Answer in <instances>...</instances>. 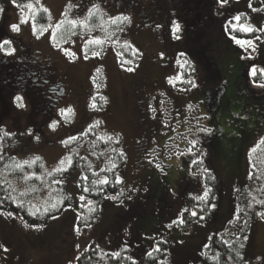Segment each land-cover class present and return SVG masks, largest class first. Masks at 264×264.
Wrapping results in <instances>:
<instances>
[{
    "label": "rangeland",
    "instance_id": "374dc122",
    "mask_svg": "<svg viewBox=\"0 0 264 264\" xmlns=\"http://www.w3.org/2000/svg\"><path fill=\"white\" fill-rule=\"evenodd\" d=\"M230 1L232 6L238 5L237 7L240 8H246L249 4V0ZM63 2L64 0H33L29 3L37 7L42 5L48 10L49 21L45 25L47 26L62 20L61 16H58ZM1 9L0 34L3 38H10L9 46L14 49L13 53L18 52V46L14 44L16 41L8 36L6 30L9 35L21 36L23 41L29 42L33 49L38 50L35 51L38 56L52 59L56 63L57 72L70 82L76 81L81 92L78 98L77 95H73L74 93H70L53 105H50L49 101L43 102L41 105L43 110H41L46 117V123L58 120L60 124L52 129L48 127L49 124L45 123L42 125L44 132L40 133L38 131L41 125L27 123L25 120L28 107L23 96L0 89V134L8 133L19 140L18 144L10 143L6 149L15 155L16 165H22L21 176L9 177L11 190H15L19 198L26 200L29 207L38 209L41 205L46 207L51 201L57 199L58 188L55 190L54 187L64 184L67 195L72 197L71 204L73 205L71 209L63 210L57 215V219L50 220L38 230L31 227L24 228L13 217L5 219L1 217L0 251L6 246L14 250L13 253L17 255L15 258L23 259L10 264H26V260L29 264H64L76 248V244L73 246L72 243L83 242V240L78 241L80 236L85 234L88 237L98 238L100 237L98 231L110 228V224L117 218L128 225H135L136 222L140 229L139 250L138 246L134 245V247H137L135 258L141 262L146 261L147 254L160 242H166L168 246L163 259L168 262L164 263L162 258H157L149 264H204L205 245H207L210 233L218 231L223 238L229 237L230 242L236 245L244 244L242 251L247 264H264V217L256 215L257 212H264V205L253 201V197L264 200V194L259 191V186L250 176L251 161L248 158L249 151L264 134V113L263 118L258 120V112L255 111L256 109L264 111V87L259 86L264 83H256L253 77H249V72L245 74L248 65L245 51L250 53L253 48L244 49L237 45L230 36L226 37L223 33L214 42V53L211 56L220 70L222 80L221 84L217 76L209 80H213L220 88L217 95L219 100L215 103L218 106L213 105V108H221L223 116L216 112L207 119L203 112V110H208L204 102L187 99L178 117V115H173L177 111L174 99L159 95L161 100L153 102L146 98L149 113L154 115L152 122L160 121V127H158L152 144L150 143L151 145L146 148L140 142L144 134L138 137V142L135 140L132 105L124 94L125 88H129L131 74L119 71V69L124 70L131 67L130 64L122 67L121 61L132 60L133 64H136L141 58L138 56L136 61L131 55L125 56L120 52L121 43L129 42V38L126 37L131 36L128 29L119 34L118 38L111 37L109 40L108 33L118 31L113 24V31L103 25L104 20L102 19H107V16L103 15L102 19L97 18L96 22L84 21L88 26V32L96 29L97 26L108 32L90 34L91 37L99 38L105 43L91 46L88 52L89 59L85 60L81 47L83 40L89 38L90 35L68 36L58 48L49 39L50 29L43 34L34 33L31 21L27 24L22 23L28 16V9L25 6L7 3L2 4ZM248 9L249 14L248 12L246 14L252 15V8L248 7ZM238 10H234L236 14L241 13ZM69 13V18L73 19L75 17L73 7ZM11 24H18L20 31L18 33L10 31L9 25ZM220 27L223 30L225 26ZM150 33V30L145 31L143 33L145 37L141 35L142 38L139 39L145 56L148 53L146 35L151 36ZM112 40L115 41L114 44ZM157 40L155 38L152 40L153 48L158 46ZM63 48L70 49V52H75L76 55L65 54ZM92 51H98L101 55L92 57ZM262 70L261 68L260 71ZM153 71L156 72L157 69L153 67ZM185 71L187 73L185 76L182 75L183 78H176V76L168 87L178 95L180 91L184 93V90L186 91L189 87L188 98H195L207 80L203 78L201 81L195 69L193 71V66H187ZM185 80H191L196 86L193 87L192 83L186 87L181 85ZM182 98L187 97L182 96ZM93 103L96 105L95 108L92 107ZM51 111L56 112L55 118L51 117ZM65 116L68 117L67 121L64 119ZM171 119H177L174 126ZM93 120H96V123L94 121L92 124L93 130L84 132V136L80 135L81 130L87 129ZM208 125L215 129L213 137V146L216 148L214 150L216 155L213 158L215 176L222 181L224 190L217 200L215 210L206 219L200 221L190 215L193 209L196 211V207L191 203L194 199L189 200L188 197L200 195L203 192V186L202 188L197 186L196 190L190 187L185 191H178L179 185L186 187L188 180L182 177H185L187 165L192 160L196 149H193L189 155L180 154L187 153L192 139L198 140L199 131L197 130L208 127ZM216 125L217 128L214 127ZM137 127L141 129L139 124ZM29 129L32 130V135H29ZM116 132L123 135H120L121 142L117 147L123 151L126 159L119 173L123 193L121 196L112 193L102 201L99 216L94 223L96 224L95 231L92 232L89 230L90 227L82 224L78 227L79 232H76L74 231V225L77 226L75 217L78 215L76 185L83 171V159H86L91 167H96V171L102 169L106 156L96 155L93 148L94 141L98 137H102L103 140L114 137ZM68 135H76L78 139L70 145H62L60 141L66 139ZM34 136H39V141H36ZM1 143L0 138V150ZM68 154L73 156L72 167L68 168L67 164L64 165L68 168V174L60 175L53 172L52 176H48L47 173L57 167L59 160L66 158ZM37 158L40 159L41 170H36L31 163H24L38 160ZM194 159H199V157L195 155ZM54 180H62L63 183L56 184L53 183ZM175 200L178 202L176 203ZM249 202L253 203L251 208L247 206ZM185 206H188V212L183 214ZM181 214L185 221L183 225L175 224L165 227L172 220L181 218ZM124 227L121 226L120 229ZM241 228L243 231H240ZM120 229L117 235L119 234L121 241H125L129 233ZM104 233L105 231L101 233L102 236ZM245 236L247 239H244ZM257 257L260 259L258 260ZM0 263L2 264V261Z\"/></svg>",
    "mask_w": 264,
    "mask_h": 264
},
{
    "label": "trees",
    "instance_id": "16d2710c",
    "mask_svg": "<svg viewBox=\"0 0 264 264\" xmlns=\"http://www.w3.org/2000/svg\"><path fill=\"white\" fill-rule=\"evenodd\" d=\"M13 2V0H5V3L7 2ZM29 1L31 0H15L16 4L19 5H23L25 6V4H27ZM207 2L210 0H206ZM219 1V0H218ZM264 0H249L248 3H251V8H252V15H248V6L246 5L245 7H237L238 5L232 6L231 1L227 0V3H221L222 5H226V8L224 7L223 9L226 11H229L231 13V15H229V20L225 21L224 24L221 23L220 18H224V16H215L214 14L212 15L213 18L216 22L215 23H211L210 26H203L204 29L206 30L205 32H209V38H206V36L204 37L203 43H207L210 40V47H206L203 50V55L206 56L207 58L212 55V53H214V49H213V45L214 42H216L218 40V38H220V34L222 35L225 34L226 37L230 36H235L237 39H251L254 40V45L252 47H244V49L247 48H253L252 52H247L245 51V57L247 59V68H246V73L249 72V68L253 65L256 66V75L254 78V81L256 83H260L263 84L264 83V74H262V71H260V69L262 68L264 70V31H253L251 33H244L239 29L238 23L237 21H235L234 19H232L234 16H236V12L234 11L235 9H239L238 11H240V21L239 24H250L252 25L255 29H260L262 27H264ZM247 3V1H246ZM219 4V5H220ZM243 4V2H242ZM244 6V5H241ZM253 8L257 9V11H253ZM219 11L223 10L222 8L218 7ZM248 9V10H247ZM200 10V9H199ZM198 11V10H197ZM234 11V12H233ZM250 11V10H249ZM246 12H248V14H246ZM220 13V12H219ZM251 14V13H250ZM97 17L93 16L90 17L88 20H85L87 22H96ZM49 21V17H48V12L44 13L41 12L39 13V15L36 18V23L37 25H46ZM84 21V20H83ZM98 21V20H97ZM206 21H209V19H206ZM232 27H231V25ZM92 24V23H91ZM103 25L106 28H110V31L112 30V23L111 21H103ZM221 25H224L225 27H223V30L221 29ZM233 25H236L235 29L233 28ZM68 25H64L61 29H59L58 31L60 33L65 32V30L68 28ZM108 28V29H109ZM227 28V30H225ZM223 31V32H222ZM103 33L105 34L108 33L106 30H104L103 28L98 26L96 27V29L88 32V30L84 31L82 29H79L77 27L76 29V35H81V33H83V35H90L91 33ZM114 32V34H113ZM110 32L108 34H111V37H115L118 38L117 32L113 31ZM82 35V36H83ZM187 35V34H186ZM185 35V36H186ZM91 36V35H90ZM260 37L259 40L256 39V37ZM191 38L194 39L193 37V33L188 32V36L184 37L182 40L176 41L173 45V51H177L180 50L181 53H184V56H180L182 59L186 57V52L187 50H190L192 47V41ZM203 38V37H202ZM121 47H120V52L122 54H124L125 56H132L134 55V52L131 48L125 49L124 45L126 44V42L124 41V43H121ZM196 44V43H195ZM196 51V50H195ZM189 54V53H188ZM197 54V53H196ZM190 55V54H189ZM208 58V59H209ZM183 60H186L183 59ZM213 62V68L212 70H216L217 72V79L220 80V84H221V74H220V70L217 66V64L215 63V61ZM47 66V65H46ZM49 68L50 71H52V73H54L53 69L55 68L52 64L47 66ZM196 69H198V76L200 77V80L203 81V78L207 81H205V84L203 85V89L205 87H211L213 86V88L217 87V90L220 92V88L219 86H216V84L213 82V80H209L211 78H209L206 73V71H204L201 67L197 66ZM15 71V73L17 72V69L12 68L11 65H6V64H2L0 65V87H2L1 90L6 91L7 93H12L14 92L15 88L14 86L10 83V81L8 80V78L10 77V75ZM22 71V70H20ZM182 74L180 75V77L183 78V74L184 76L186 75L187 71H185V69L183 70V72H181ZM49 74V72L47 73ZM185 82H187L185 80ZM182 85V84H181ZM185 85V84H184ZM187 85H185L186 87ZM201 88V89H202ZM2 92V91H1ZM212 96H214V94H212ZM183 97H187L185 99H189V100H196L199 101L201 100L202 102H204L206 108L208 106V110H203L204 115H206V118L208 119L210 117V115L212 113H219L221 116L224 115L223 111L221 110V108H213L214 106H218L217 104L215 105V103L219 100L217 97H214V99L210 100V96L209 97H205L203 95H200V91L197 93L195 98H188V94H186ZM205 97V99H204ZM208 103H210V105H208ZM259 107V106H258ZM257 108V107H256ZM213 109V110H212ZM255 111L258 112L257 114V119L260 120L261 118H263V113L264 111H259V109H256ZM154 116V115H153ZM153 116L150 115L149 110L147 111H142L140 110L139 113L136 112L135 115H133V119H132V123L134 124L135 128V133L140 137L141 134H144V137L141 138V141L143 144L144 142H149L148 146L146 148L149 147V145L152 144L153 138H155V134L156 132H153L152 127V119ZM209 121V120H208ZM137 124L141 125V129L139 130V128L137 127ZM208 124V123H205ZM215 128H217V125L214 126ZM208 128H212L211 126L208 125ZM213 129V128H212ZM215 130V129H213ZM245 130V129H244ZM44 132V129H43ZM215 135V133H214ZM84 136V135H83ZM213 137V136H212ZM212 137H210V139L212 140ZM0 138L2 140L1 143V150H0V156H3L4 159L0 160V197H3L2 202H0V218H7L9 216L6 215V213L8 212H12L13 215L11 217L15 218L17 220V222H19L21 225L24 226L25 223L28 224H43L44 226L46 224H48L50 222V218H48V216H44L43 218L37 214L36 216H32L30 215L31 212H35L37 209L36 208H31L29 207V204L26 200L19 198L17 195V192L15 190H11L10 188V179L9 177L13 176H21L22 175V171L21 168H16L15 165L17 163V161H15V155H13L12 153H9L6 149V147L12 143V144H18L19 140H16V136L14 135H4V133L0 134ZM148 138V139H147ZM144 139V142H143ZM137 142L138 139L136 138ZM135 141V140H134ZM198 141H200V138H198ZM15 142V143H13ZM151 143V144H150ZM109 142L106 141V139H96V141H94V152L96 153V155H98V157L101 156H106V160L103 163V167L100 170L96 171V167H91V165L88 163V161L86 159H83V171L82 174L80 175V177L82 175L87 176L88 180L87 181H83L80 179V177L78 178L77 183H80V187L77 188L78 191V196L79 195H84L86 197V200L84 202H81L78 200V215H81L82 217L86 218V219H81V220H76L77 226H81L82 224H86V225H91L89 230L95 231V226L94 225L97 217L99 216L100 213V204L102 203V201L106 200L110 194L115 193L118 196H121L123 193V188H122V182L121 183H116L115 179L116 176L119 175V173H121L123 166L126 162L125 159V154L123 153V151H121L120 149L117 148V144L113 143V148L111 150H106L105 148L108 147ZM212 144L214 145V141L212 142ZM137 146L138 143H137ZM113 149H115L116 151H113ZM138 150V149H137ZM216 150V148L214 146L211 147V152L207 155L204 156L203 154L199 157V159L197 160H202L203 163L200 164H196L195 167H193L192 172L194 173H198V169L199 171L203 172L204 168L209 169L208 173H203L202 178L204 179V183L208 184L209 187L212 188V192L209 194L208 197V203H205L204 201H198V200H193L191 203L196 207V211H197V216L196 219L199 218V216H204L205 219L212 213V211H214L215 209H209V204H216L218 198H220L223 194V184L221 180H218L217 177L215 176V166H214V161L213 158L216 155V152L214 151ZM123 153V157L120 156V153ZM249 161H251V167H250V171H251V177L254 178V181L257 183V185L259 186V191L264 194V134L260 136V138L255 142V146L252 150L249 151ZM192 159H194V157H192ZM36 160V159H35ZM115 163L117 165L116 168L112 169V164ZM33 166H35L36 170H41V164H40V159L36 160V164H34ZM26 168V165H25ZM109 169H112L111 171H108ZM93 173H95L96 175H93ZM6 174V175H4ZM60 175H67L68 171H66L65 173H59ZM104 177H108V179L110 181H112V183L108 184V185H93L91 182L93 180H100L103 179ZM209 177H214V179H211ZM50 182V180H49ZM205 185V184H204ZM87 186L90 188V191L88 192H83V188ZM52 189L53 187L50 186ZM103 188V191H99L98 189ZM55 190L57 189L58 192V198L61 196H68L65 188H64V184L59 185V187H54ZM187 187H182V186H178V191H185ZM8 194H10L14 199H15V203H13V200L8 199L7 196ZM23 194V193H21ZM202 194V193H201ZM200 194V195H201ZM188 199H193L192 196H189ZM88 200H92L95 203L92 205H89L87 203ZM20 202H23L24 207H20L19 204ZM175 202L177 203L178 200H175ZM71 204V200H66L65 204L62 206L61 210L58 212H54L52 213V215H59L65 208H67V205ZM84 204V207H81L80 205ZM174 205V202L172 203V206ZM89 208H94V211L89 212L88 209ZM40 210V212H43L44 207L41 205L40 208H38ZM188 209V208H187ZM137 211V210H136ZM122 213V212H120ZM186 212H183V214H185ZM121 214H119L120 216ZM123 221L120 219H116L114 220L111 224H110V228H104V229H100L98 231V234H100V237H93V236H87V235H82L80 236L78 241L83 240V242H77V243H72V245L76 246V248L74 249V251L72 252V255L69 256L66 260L64 264H69V261L71 262V264H133V261L135 262V264H149L154 262L157 258H164L166 255V248H167V243L166 242H160L159 247H160V251H155V249H152L151 256H149L147 254L146 256V261L141 262L139 259L135 258L137 257L135 254V246H138V242H139V232L140 229L138 228L136 222L135 225L133 224H122ZM94 225V227H92ZM121 226H125L124 228L120 229ZM25 228V227H24ZM30 228V227H29ZM120 230H123L126 233H129L128 236H126L125 241H121L120 237L117 235V233ZM104 235L102 236V232H104ZM20 232L22 233V231L20 230ZM91 232V233H92ZM95 235V234H94ZM138 235V236H137ZM110 236V238L108 237ZM231 238V237H230ZM240 243V242H239ZM77 245H79V247H77ZM208 247H206L205 249V254L203 256V261L204 264H237V261L235 259V253L233 251V248H238L239 245L230 242L229 237L227 239L223 238L221 236V233H219L218 231H212L210 233V236L208 238V242H207ZM5 249H7V251H5ZM138 250H139V246H138ZM14 251V250H13ZM11 248H7L5 246V248H2V250L0 251V261H2V264H10L13 263L14 261H19V259L22 261L23 259L20 258H15V255L13 253ZM241 252V256L243 257V260H245L244 255H243V251L242 249H240ZM118 255H115L117 254ZM115 255V258H113ZM25 262V261H23ZM162 262L167 263L168 261L166 259H163ZM1 264V263H0ZM26 264H29V261L26 260Z\"/></svg>",
    "mask_w": 264,
    "mask_h": 264
},
{
    "label": "flooded vegetation",
    "instance_id": "af4514ba",
    "mask_svg": "<svg viewBox=\"0 0 264 264\" xmlns=\"http://www.w3.org/2000/svg\"><path fill=\"white\" fill-rule=\"evenodd\" d=\"M7 3L13 2L11 1ZM7 3H5V0H0V9L2 4ZM219 4L218 0H210L208 2L206 0H64L60 6L58 17L61 16V19H64L61 14L66 13L69 18V5H72L73 7V14L75 16L73 19H79L81 21L88 20L93 16L102 19V16L104 15L108 18L102 20L107 22L111 21V18L116 16H127L129 20L123 22L121 25L124 29L122 32H125L128 29L129 34L131 35L126 36L129 38V42L126 44L131 45L130 48L132 50L134 49L140 53L139 54L136 51L134 52V55H132L134 60L137 61L138 56H141L139 62L136 64H133V61L131 60L130 65L133 68V71L128 72L125 69H119V71L131 74L128 83L129 88H125L124 94L125 97L128 98V102L132 105V113L135 115L136 112L139 113L140 110L144 112L149 109L146 104V98L153 102H159L161 100L159 99V95H163L166 96V98L175 100L177 111L173 115H178L179 117L187 100L182 98V96L188 94L190 88H187V93L185 90L184 93L180 91V96L177 93H173L168 87V80H173L176 76V78H179L182 74L181 72L187 67L185 66L184 68H181L176 63L178 53H181V51H173V45L176 41L182 40L184 37L188 36V32L193 33L194 39L191 38L192 47L190 50L186 51L190 55L186 53V60L189 62L190 66H193V69H195L197 73L198 69H196V67L199 66L206 71L209 78L217 76L216 70H212V61H214L213 57L210 56L208 59L203 55V50L206 47H210L211 40L208 35L209 32H205L206 30L203 26H210L211 23L216 22L212 19L213 14L215 16L225 15L224 18H220L222 24L229 20V15H231V13L223 9L224 7L226 8V5ZM78 6H81L83 10L77 11ZM35 7L43 8L42 5ZM218 7L223 10L219 11ZM89 10H91L94 15L89 16ZM69 19H72V17ZM206 19H209V21H206ZM173 21H177L181 26L180 32L177 33L180 37L179 39H175L171 32V24ZM157 25H160L161 27H157ZM148 30H150L151 36L146 35L148 39V53L145 56L144 49H142L139 39L142 38V36H144L143 33ZM122 32L118 31L117 35L119 36ZM6 33L11 39L16 41L14 44H17L18 52L15 54L12 53L11 55L6 54L7 49L12 47L9 45L5 46L3 49L6 50L5 52L0 50V65H11L12 68L17 69V72L15 73L14 71L8 80L14 86L15 90L20 91V94L23 96L24 102L28 107V110L25 113L26 122L36 123L38 126L41 125L38 132L43 133L42 125L46 123V117H44V112H42V103L49 101L50 105H53L70 93H74L73 95H77L78 98V95H81L79 86L76 85V81L70 82V80L66 79L63 75H60L56 70V63L52 59L38 56L35 52L38 50L33 49L29 42L23 41L20 38L21 36H11L7 31ZM205 36L210 39L207 43H203L202 40ZM154 38L155 40L158 39L157 41L159 42L158 46L155 48H153L154 44L152 42ZM2 39L3 35L0 34V40ZM17 42H19L20 46ZM161 53L164 54L163 58L161 57ZM183 59L179 57L181 63L185 61ZM50 64L55 67L53 69L54 73H52L47 67ZM153 67L157 69L156 72L153 71ZM48 72L49 74H47ZM184 84L188 86L191 83L183 81L182 85ZM0 89H2V87H0ZM218 93L219 91L217 88L209 86L200 90V95H203L206 98L214 94L212 98L210 96L211 100L214 99V97H217ZM208 105H210V103H208ZM50 114L53 118L57 116L55 111H51ZM171 120L173 121L172 123L174 126V122L177 121V119ZM94 121L96 123V120H93L90 125H92ZM48 122L49 121H47L46 125L50 124ZM158 127H160L159 120L152 122L151 128L153 129V132L157 133ZM167 131L168 130H166V132ZM120 135H122V133L116 132L114 135L116 139L114 137H112L111 140L106 139L109 144L105 149L111 150L114 147L113 143L118 145V143L121 142L119 140L121 137ZM212 136H215L214 130L212 133L198 132V138H200V141H198V144L194 148L196 151L192 157L195 155L201 157L202 154L207 156L211 152V147L213 146ZM134 137L136 140L139 136H136L135 134ZM210 137H212V140ZM148 144L149 142H144L145 147H147ZM195 165H192L190 161L187 165L186 175L182 178L188 180L186 183L187 188L193 187L196 190L197 186H200L201 188L202 186L204 187V179L202 178L203 172L199 171V169V174L196 173L195 176L191 174L194 173L192 170ZM187 208L188 206L184 207V209Z\"/></svg>",
    "mask_w": 264,
    "mask_h": 264
},
{
    "label": "snow or ice",
    "instance_id": "6c2138e0",
    "mask_svg": "<svg viewBox=\"0 0 264 264\" xmlns=\"http://www.w3.org/2000/svg\"><path fill=\"white\" fill-rule=\"evenodd\" d=\"M219 2L221 3H227V0H219ZM13 4L15 5V0H13ZM25 7L28 9V16L22 21V23H25L27 24L29 21H31L32 23V30L33 32H39L41 34H43L44 32H47L49 29L51 30V36H50V40L56 44V47H61V44L64 43V41L67 39L68 36H75L77 33H76V29L77 27L81 28V29H84V30H88V26L87 24L84 22V21H81L79 19H69L67 14L66 13H62L61 15L64 17V19H62L61 21L57 22L56 24L54 25H47V26H44V25H37L36 23V18L37 16L39 15V13L41 12H44V13H47V9L46 8H36L32 3H27L25 5ZM249 7H251V3H249ZM2 10V9H0ZM68 10L69 11H72V5H69L68 6ZM83 8L81 6H78L77 7V11H82ZM253 11H257V9L253 8ZM94 15V13L91 12V10H89V16H92ZM240 14H237L236 16H234L232 19H234L235 21H237L238 23V26H239V29L244 32V33H251L253 31H264V27L260 28V29H255L252 25L250 24H239V21H240ZM129 18L127 16H123V15H120V16H116L114 18H111V23L113 25L116 26V31H123V27L121 26L123 24V22L125 21H128ZM64 25H68L69 27L65 30V32L63 33H60L58 30L61 29ZM157 27H161L160 25H157ZM236 25H233V28L235 29ZM9 30L12 31V32H19L20 31V26L18 24H11L9 25ZM181 30V26L179 25V23L177 21H173L172 24H171V32L173 34V37L175 39H179V35H177V33H179ZM227 30V28L225 29ZM81 35H83V33H81ZM109 40H111V34H109V37H108ZM231 39L239 46L241 47H252L254 45V40H251V39H247V40H241V39H237L235 36H232ZM257 40L260 39V37H256ZM105 43V41H102L101 39L99 38H96V37H91L89 36V38L87 39H84L83 40V43H82V47H81V51L84 53V56L83 58L85 60L89 59V56H88V52L90 51L91 49V46L93 45H101ZM112 43L114 44L115 41L112 40ZM11 44V40L10 38H3L2 40H0V50H3L5 46L7 45H10ZM131 45L129 44H125L124 45V48L125 49H128L130 48ZM64 51L65 54H71L73 56L76 55L75 52H70V49L68 48H63L62 49ZM14 52V49L12 48H8L7 49V52L6 54H9L11 55L12 53ZM133 52H135V50L133 49ZM91 55L92 57H98L101 55L100 52L98 51H92L91 52ZM163 53H161V57L163 58ZM185 54L184 53H178V58L176 60V63L181 67V68H184L185 66H189L190 67V64L187 60H185L183 63L180 62L179 60V57L180 56H184ZM125 64H131V61H121V66L124 67ZM126 71L128 72H131L133 71V68L132 67H127L125 68ZM194 71V69H193ZM262 74H264V70H262ZM256 75V66L253 65L249 68V77L252 78V77H255ZM168 83L171 84L172 83V80L169 79L168 80ZM188 83H192V86L195 87L196 84L194 82H192L191 80L188 81ZM260 87H264V85H259ZM93 108L96 107V105L93 103L92 105ZM61 114L63 115V110L61 112ZM65 121L68 120V117L65 116L64 117ZM60 124V121L58 120H54L52 121L50 124H49V128H52V129H55L58 125ZM93 130V126L92 125H89L87 129H85V133L86 132H91ZM197 131L199 132H204V133H212L213 132V129L212 128H208V127H203V128H199ZM28 133L29 135H32V130L29 129L28 130ZM85 133H81V135H84ZM4 135H8V133H4ZM34 139L36 141H39V136H34ZM78 139V137L76 135H68L66 137V139H63L60 141V143L62 145H70L73 141H76ZM98 139H103L102 137H98ZM109 140L112 139V137H108ZM118 142V141H117ZM198 144V140L197 139H192L190 141V147L188 148V151L187 153H181L180 155H189L192 153L193 149L196 147V145ZM75 151V150H73ZM113 151H116L115 149H113ZM120 156L123 157V153L121 152L120 153ZM4 157L3 156H0V160H3ZM39 159V158H37ZM83 159V158H82ZM25 164H28V163H31V164H36V160H33L31 162L29 161H25L24 162ZM202 164L203 161L202 160H197V159H192L191 160V164L192 165H195V164ZM67 164L68 165V168H71L72 165H73V156L72 154H68L66 156V158H62L59 160L58 162V166L53 168L51 172H48L47 175L48 176H52L53 172L55 173H65L68 168H65L64 165ZM16 168H21L22 165L21 164H17L15 165ZM117 165L115 163L112 164V169L116 168ZM157 167H159L157 165ZM112 169H109L108 171H111ZM209 172V169L207 168H204L203 169V173H208ZM193 176L196 175V173H191ZM33 175H35V173H33ZM93 175H96L95 173H93ZM211 179H214V177H209ZM37 179H39V177H37ZM81 180L83 181H87L88 180V177L87 176H84L82 175L80 177ZM115 182L116 183H121V177L119 175L116 176V179H115ZM53 183H56V184H61L63 183L62 180H54ZM93 185H108L110 183H112V181H110L108 179V177H104L103 179H100V180H93L91 182ZM77 188L80 187V183L78 182L77 185H76ZM99 191H103V188L101 187L100 189H98ZM90 191V188L85 186L83 188V192H88ZM212 192V188L209 187L207 184L204 185L203 187V192L201 195H198V196H193L192 198L195 199V200H198V201H204L205 203H208V197H209V194ZM191 195V194H190ZM8 199H11L13 200V203H15V199L10 195L8 194L7 196ZM72 197L71 196H61L53 201H51L48 206L44 207L43 209V212H40L39 209H37L35 212H31L30 215L32 216H36L37 214H39L42 218L44 216H48V218L50 219H57V216L56 215H52V213L54 212H58L61 210L62 206L65 204V201L66 200H71ZM112 199H115V197H112ZM129 199H131V197H129ZM3 200V197H0V202H2ZM78 200L81 201V202H84L86 200V197L84 195H79L78 196ZM253 201L256 203V204H260V205H264V200H258V199H255V197H253ZM87 203L89 205H92L94 204L95 202L92 201V200H88ZM20 207H24V204L23 202H20L19 204ZM81 207H84V204H81L80 205ZM209 209H215L217 207L216 204H209ZM248 208H251L253 206V203L252 202H249L248 203ZM73 207L72 204H68L67 205V208L64 209V210H67V209H71ZM89 212H92L94 211V208H89L88 209ZM240 211H243V209H240ZM183 212H188V209H184ZM7 216L11 217L13 215L12 212H8L6 213ZM182 215L181 214V218H178V219H174L171 221L170 224L168 225H165V227H171L172 225H175V224H181L183 225L185 223L184 219L182 218ZM190 215L192 217H196L197 216V212L195 211V209H193L190 213ZM257 216H261V217H264V212H257L256 213ZM76 220H81V219H86L84 217H82L81 215H77L75 217ZM200 221H203L205 219L204 216H199L198 218ZM238 219V217H237ZM87 227H91V225H86ZM24 227L25 228H33V229H42L44 227V225L41 223V224H28V223H25L24 224ZM74 231L76 232H79V228L78 226L74 225ZM240 231H243V229L241 228ZM244 239H247V237L245 236ZM77 247H79V245H77ZM205 247H208V245H205ZM244 248V244L243 243H240L239 244V247L238 248H233V251L235 253V259L237 261V264H247V261H244L243 260V257L241 256V252H240V249H243ZM160 247L159 245L156 246L155 248V251H160ZM5 251H7V249H5ZM115 255H118L115 254ZM115 255L113 258H115ZM149 256H151V253L149 252L148 253ZM257 259L259 260L260 258L257 257ZM69 264H71V262L69 261ZM133 264H135V262L133 261Z\"/></svg>",
    "mask_w": 264,
    "mask_h": 264
}]
</instances>
